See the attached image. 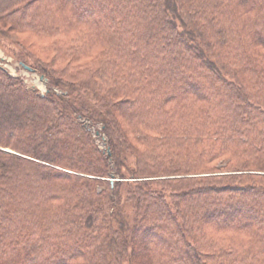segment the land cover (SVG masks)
<instances>
[{
    "label": "trees",
    "instance_id": "obj_1",
    "mask_svg": "<svg viewBox=\"0 0 264 264\" xmlns=\"http://www.w3.org/2000/svg\"><path fill=\"white\" fill-rule=\"evenodd\" d=\"M0 39L46 83L0 67V264H264V0H0Z\"/></svg>",
    "mask_w": 264,
    "mask_h": 264
},
{
    "label": "rangeland",
    "instance_id": "obj_2",
    "mask_svg": "<svg viewBox=\"0 0 264 264\" xmlns=\"http://www.w3.org/2000/svg\"><path fill=\"white\" fill-rule=\"evenodd\" d=\"M6 40L0 39V67L5 69L12 78H19L22 80L24 86L27 89H35L39 94H44L46 91V83L44 79H41L36 73L26 71L18 62H16L8 53L4 47ZM96 137V143L100 149L104 148L103 140Z\"/></svg>",
    "mask_w": 264,
    "mask_h": 264
},
{
    "label": "water",
    "instance_id": "obj_3",
    "mask_svg": "<svg viewBox=\"0 0 264 264\" xmlns=\"http://www.w3.org/2000/svg\"><path fill=\"white\" fill-rule=\"evenodd\" d=\"M26 71H31L28 67H26V66H24L23 67ZM41 79H43L42 77H41Z\"/></svg>",
    "mask_w": 264,
    "mask_h": 264
}]
</instances>
